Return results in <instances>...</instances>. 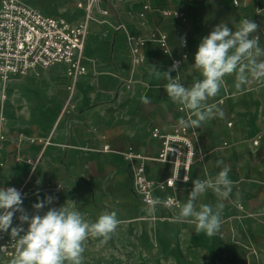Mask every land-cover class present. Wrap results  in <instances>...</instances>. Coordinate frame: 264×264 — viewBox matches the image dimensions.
Wrapping results in <instances>:
<instances>
[{"label":"rangeland","instance_id":"rangeland-1","mask_svg":"<svg viewBox=\"0 0 264 264\" xmlns=\"http://www.w3.org/2000/svg\"><path fill=\"white\" fill-rule=\"evenodd\" d=\"M21 1L52 16H64L78 21L84 18V13L75 9L76 4L83 0ZM236 1L237 4H234V0H142L136 4V0H129L119 7L112 0H102L99 7L107 11V14H102L97 9L92 10L93 18L87 29L96 54L90 58L85 56L90 70L79 83V87H91L80 92L75 109L66 108L62 117H66L67 127L73 123L86 126L90 119L100 124L98 121L103 117L102 121L106 118L108 121L118 118L125 127L136 130V135L130 138L128 145L154 157V152H148V142L151 140L149 131L153 125L161 124L151 120L150 114L155 111V106L141 103L139 94L142 96L151 92L154 95L155 102L164 106L165 117L174 119L172 128L179 125L181 118L187 119L190 112L181 111V105L173 103L164 91L163 85L168 82L164 79V72L174 62H179V69L171 73L173 79L179 77L180 82L188 87L201 78L193 68L194 56L200 43L196 38V26L199 22H211L218 11L226 14L225 16H235L237 13L235 22L247 18L250 14V0ZM175 7L187 11V16L184 13L187 21L180 22L160 16V11L164 8ZM262 11L264 12V6L259 12ZM91 22L96 26L92 31ZM162 24L172 34L170 38L165 33L166 30H160L171 39L169 41L167 38L166 51L156 42L149 41L155 30L153 26ZM133 40L144 42L139 50V58L136 55L138 61L134 60ZM152 44L157 46L155 50L143 51L145 46ZM151 65L160 71L159 76ZM57 76L58 69L48 71V77L52 80ZM233 77H226L225 86L216 97L208 101L209 104H215L223 112V116L217 115L200 127H190L194 133V147L202 160L193 161L192 164L196 170H199L198 163L202 164V173H196L197 179H215L223 167H217L216 161L223 160L224 165L230 168L229 178L234 182L231 195L223 201L221 229L215 236L207 237L203 232L197 235L193 224L177 223L174 219L176 212H167L157 206L154 210L153 207L143 206L127 170V188L111 190L109 185L115 179V172L101 167L91 171L89 159L85 156H80L59 169L50 166L39 170L37 167L33 173L31 168L23 167L21 162L25 161L20 157L22 145L20 148L16 144L14 148L7 146L8 143H17L18 137H13V140L9 137L4 109L7 101L18 107L25 103L21 102L19 92L12 93L9 97L2 82L0 188L15 187L21 190L24 196L22 207L30 215L35 212L32 205L46 196L55 199L41 214L48 207H61L65 203L72 207V202L85 220L91 222L103 212L116 211L121 223L106 243H101L99 238L88 239L83 264H264V171L261 170L260 162L256 161L264 148V105L260 100L255 102L246 90L238 91ZM12 83L23 85L20 79H13L10 81ZM37 83L42 84V77L36 79L35 84ZM128 83L130 87L127 89ZM3 94H6L5 102ZM62 105L57 109L58 116L61 115ZM14 109L16 112L17 109ZM95 109L103 110V114L94 113ZM13 115V121L18 120L17 115ZM46 121V117L42 118L43 124H47ZM67 129L65 133L74 137L77 128ZM19 133L16 132L14 136ZM47 133H50L49 129ZM62 146L69 147L67 143ZM78 149L81 152L90 151L86 145ZM23 158L29 157L25 155ZM109 161L113 163L115 160ZM30 173H33L32 179L37 173L38 176L34 185L27 186L26 180ZM192 186L189 180L178 186L176 192L179 198L187 200ZM203 195L204 199L196 201L197 209L201 203L215 206L217 197L211 189ZM15 214L20 224V213ZM23 227L27 228V224ZM10 259L0 255V264H9Z\"/></svg>","mask_w":264,"mask_h":264},{"label":"clouds","instance_id":"clouds-1","mask_svg":"<svg viewBox=\"0 0 264 264\" xmlns=\"http://www.w3.org/2000/svg\"><path fill=\"white\" fill-rule=\"evenodd\" d=\"M258 24L250 18L239 21L235 31L226 23L217 24L212 31L201 39L194 56L193 68L200 74L191 86L186 87L179 80L173 79L180 64L174 62L164 72V91L173 103L188 110L187 119L181 118L178 123L183 128L200 127L217 115L223 116L215 104H209L225 86V78L234 76L235 88L244 91L252 82L264 85V47H261L257 33ZM186 59V57H185ZM157 76L160 71L152 66ZM141 103H151L145 94L140 97ZM194 117V118H193ZM222 169L215 179H195L183 204H177L179 211L174 219L177 223H190L195 226L199 235L203 232L207 237L215 236L221 229L223 201L232 193L233 181L229 178L230 168L223 160H217L216 166ZM211 189L217 197L215 206L199 205L196 201ZM239 196V193H237ZM24 196L15 187L0 188V233H8L15 255L9 264H83V253L89 238H99L106 243L116 231L121 221L117 212H103L94 222L85 220L81 212L65 203L61 207H48L53 204L54 197L46 196L32 205L34 214H29L23 207ZM154 210V205H153ZM19 212L20 224L13 225V217ZM27 224V228L23 227ZM0 246V249H3Z\"/></svg>","mask_w":264,"mask_h":264},{"label":"crops","instance_id":"crops-1","mask_svg":"<svg viewBox=\"0 0 264 264\" xmlns=\"http://www.w3.org/2000/svg\"><path fill=\"white\" fill-rule=\"evenodd\" d=\"M112 1L115 2L114 0ZM127 1L129 0H123L122 2L118 3L120 5L119 7H122V5L126 4ZM136 1V4L142 2V0ZM263 2L264 0H250L248 3V11L250 12V14L247 17L257 23L259 26L257 29V33L255 34H258L260 36L261 47H264V12L259 11L261 10V7L264 6ZM101 6L104 7L103 3H101ZM36 9L42 13L40 9ZM75 9L80 12H83L76 6ZM173 10H178L182 12L184 11L187 16V11L185 9L175 7ZM42 15L52 16L44 12L42 13ZM225 15L226 14H222L221 11H218L215 13L214 18L211 20V22H199L196 26V38L199 39V41L201 42V39L208 35L212 31V29L221 22L226 23L230 29L235 31V28L238 27L239 24V22H235V17L238 14L236 13L235 16ZM61 17L65 18L64 16ZM65 19L69 22L78 21L69 20V18L67 17ZM95 27L96 26L93 25V22H91L90 31L94 30ZM153 29H158L159 31L161 30L163 32H165L164 30H166L167 32L165 33L171 38V31L166 28L165 24L159 26L154 25ZM87 34L88 35H86L84 43L82 63L86 67V69L90 70L88 68L89 64L86 63L85 56H88V58H90L92 57V55L96 54V52L93 51V41L92 37L89 34V30ZM170 38H168L169 41L171 40ZM155 48H157L155 44H152L151 46L147 45L144 47L143 51L152 52L153 50H155ZM54 68L58 69V76L55 80H52L48 77V71ZM84 76L78 78L75 87L72 91L68 89V87H70V80L65 73L64 65H56L50 67L49 69L42 70L39 72L38 75L30 74L23 78H10V80L6 83L3 89L9 95V97L12 95V93L19 92L18 94L22 98L21 102H24L25 104L23 106L21 105L20 107H18L17 104L13 106L10 101H7V104L4 109L6 119H8L5 126L6 131L10 133L9 137H11V140H13V137H18L16 138L17 143H8L7 146L9 148H14L16 144V146L20 148L22 145L20 157L23 160L31 159L36 163L33 168L26 162L21 163L23 167L25 166L27 169L31 168L33 173L37 169V167H39V170L48 169L50 166L59 169L63 165L68 166L71 161L76 160L80 156H85L89 159L88 165L90 166L91 171H95L99 167H101L106 171L110 170L115 172V179L112 184L109 185V188L111 190H117L122 187L127 188V186L129 185V177L126 173V170L129 171L131 174V168L129 163L125 161V158L121 155V153L127 148H132L135 153L142 155V157L145 156L148 158H154L159 153L160 141L158 139L152 138L150 136L149 131V137L151 140H149L150 142H148V152H154V157L147 155V153L138 150L132 145H128L129 143L127 142L130 140V138L136 135V130H134V128L125 127L124 124L121 123L118 118L115 117L112 118L111 121H108L107 118L102 121V119L104 118L103 117L100 121H98L100 122V124H96L94 119H90L86 126H79L73 123V125L69 124L67 127L66 117H62V115H64L65 110H67L66 108L70 107L71 109H75L78 105L77 103L78 97L80 96V92L83 89H88L91 87V85L83 86L86 88H83L81 86L79 87V83ZM41 77L42 84H35L36 79H39ZM13 79H20L23 82V85L18 83L10 84V81ZM245 90L249 92L248 94H250L251 98H253L255 102L256 100H260L261 104L264 105V85H261L257 82H252L245 87ZM146 95L149 97L151 105L155 106V111L151 112L150 114L151 120H154V122L156 121L155 123L161 124L153 125L151 128L156 127L161 132L171 131V125H173L172 123L174 122V119L171 117H165L164 106L160 103L157 104L155 102V97L153 94H151V92H148ZM140 97L141 94H139L138 98L140 99ZM2 98L5 102L6 94H3ZM60 105H62L63 108L60 113L61 115L58 116L57 109L60 107ZM14 108L20 111L17 112L16 110L15 112ZM94 113L101 115L103 114V110L95 109ZM13 114L17 115L18 120L13 121ZM45 117L48 120L46 121L47 124L42 123V118L45 119ZM66 128H68L67 130L77 128L74 137L70 133H65ZM48 129L50 130L49 134L47 133ZM16 132L21 133H19L18 135L16 134L17 136H14ZM31 138H46L49 140V145L43 147L41 144L31 143L29 141V139ZM66 143L69 147L63 148L62 145ZM84 145H86L87 148L90 149V151L81 152L78 149L79 147ZM103 145H108L110 148L109 151H102ZM25 155H28L29 158H23ZM110 159H113L115 161H113L112 163L109 161ZM256 161L260 162L259 164L261 166V170L264 171V148L262 149V152H259ZM201 166L202 164L198 163L199 170L194 169L193 165L191 166V178L189 179V181L192 182L193 180L197 179L196 173L201 172ZM33 173H30L28 179L26 180L27 186H32V184L34 185V182L36 183V177L38 176V173L32 179L31 177ZM145 173L149 178L163 179L170 175L171 167L168 164L160 163V161L155 162L148 160L145 163ZM24 186L25 184H23V187ZM177 186L180 185L178 184ZM164 195V193L156 192V194H154V197L156 199H161ZM203 196H201L199 200L204 199ZM180 199L182 204L186 202V199H184V197H180ZM142 205L145 206L144 204ZM155 206L165 209L159 204H155L154 207ZM165 210L169 212L167 209ZM15 215L13 218H15L16 220L15 226H17L19 225V223L17 222Z\"/></svg>","mask_w":264,"mask_h":264},{"label":"built area","instance_id":"built-area-1","mask_svg":"<svg viewBox=\"0 0 264 264\" xmlns=\"http://www.w3.org/2000/svg\"><path fill=\"white\" fill-rule=\"evenodd\" d=\"M100 1L102 0L78 2L76 6L83 11L84 18L69 22L63 17L42 15L39 10L21 0H0V82L6 85L12 77L38 75L42 70L64 65L65 73L70 80L68 89L72 91L78 78L86 75L88 70L83 65L82 59L89 21L93 18L92 10L97 9L100 13L107 14V11L100 9ZM114 1L120 3L123 0ZM234 4H237L236 0ZM160 16L180 22L187 21L184 12L173 9L164 8L160 11ZM167 38L164 33L155 29L149 41L156 42L163 51H166ZM132 44L134 60L138 61L139 50L144 46V42L133 40ZM126 87L128 89L130 83L126 84ZM179 109L181 110L182 106ZM193 135L190 127L183 128L177 125L169 132H161L153 127L150 136L160 141V150L155 158L142 157L132 148H127L121 153L130 165L131 182L142 204L150 207L159 204L169 212L178 213L179 209L176 205L182 202L176 192L177 185L187 183L193 161H201L194 147ZM29 141L41 144L43 147L49 145V140L46 138H31ZM109 149L108 145L102 147V151ZM148 160L168 164L171 167L170 175L163 179L149 178L145 173V163ZM24 161L32 168L36 163L31 159ZM156 192L165 195L161 199H156L154 197ZM15 223L16 220L13 218V227ZM0 246L4 247L0 249V255L6 258L15 255L8 233H0Z\"/></svg>","mask_w":264,"mask_h":264}]
</instances>
